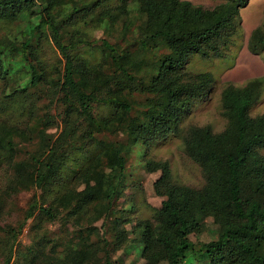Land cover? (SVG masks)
Segmentation results:
<instances>
[{
    "label": "trees",
    "instance_id": "1",
    "mask_svg": "<svg viewBox=\"0 0 264 264\" xmlns=\"http://www.w3.org/2000/svg\"><path fill=\"white\" fill-rule=\"evenodd\" d=\"M82 1L0 0L2 95L10 103L26 104L23 120L0 116L4 193L40 190V203L46 206L39 203L36 209L42 216L52 220L62 210L78 226L76 242L55 254H42V247L17 251L10 263L11 243L3 264H120L109 254L110 244L113 251L124 244L125 249L139 246L142 264H264V114L248 112L261 93L260 77L240 86L223 85L219 101L225 125L220 131L209 125L186 128L182 150L203 172L200 187L171 180L165 160H146V171L158 169L168 179L167 195L151 219L120 229L127 220L113 208L134 144L148 145L177 132L191 106L211 87L208 72L186 73L181 66L192 54L219 56L238 28L239 9L247 0H224L212 7L187 0H119L112 7L103 5L106 0ZM78 11L84 12L82 21L92 13L114 37L100 40L99 60L91 65L75 55L80 43L91 42L69 24ZM42 38L63 59L58 78L39 61ZM246 47L251 53L264 50V24L249 32ZM75 62L83 65L81 73L72 71ZM133 91L146 95L142 103L131 98ZM42 100L48 105L42 102L40 112ZM51 105L62 108L57 135L45 132L56 126ZM98 105L111 112L97 115ZM38 128L42 133H35ZM88 146L95 153L66 184L63 166L73 149ZM207 214L214 236L193 242L191 225ZM90 216L108 220L112 240L100 246L91 241L90 227L80 225ZM17 233L8 229L12 239Z\"/></svg>",
    "mask_w": 264,
    "mask_h": 264
},
{
    "label": "rangeland",
    "instance_id": "2",
    "mask_svg": "<svg viewBox=\"0 0 264 264\" xmlns=\"http://www.w3.org/2000/svg\"><path fill=\"white\" fill-rule=\"evenodd\" d=\"M83 1L90 3L93 0ZM187 1L203 7H212L224 0ZM118 3L119 0H106L103 5L112 7ZM99 8L98 6L95 9L98 10ZM83 14L82 11L76 12L75 18L69 24L74 30L84 34L81 36L83 39L91 41L90 44L80 43L75 51V55H78L85 65H91L99 60L100 40L103 38L112 40L114 37L109 36L102 25H98L92 13L88 14V18L85 19L87 21H82ZM262 24H264V0H247L246 4L239 9L238 28L228 43L221 48V54L215 57H202L198 54H192L181 66V71L186 73L208 72L212 76L211 87L205 97L191 106L189 112L179 123L177 132L169 134L157 142L148 145L136 143L132 147L126 158L123 188L120 196L113 204V208L127 220L119 224L120 229L129 230L130 226L137 220L151 219L154 209L167 195V176L158 169L146 171L144 161L165 160L170 170V178L174 182L195 188L203 184V172L197 163L184 154L181 138L190 125H209L214 132L223 128L225 118L221 115L219 93L225 83L230 82L235 86H240L251 78L260 77L263 80L261 93L248 112L250 116L264 114V50L251 53L246 47L249 32ZM92 40L94 41L92 42ZM37 56L48 73L53 74L56 78L60 76L63 59L50 40L42 38L39 42ZM82 69L83 65L80 62L72 64L74 73H81ZM3 89V83L0 82V116L10 115L18 118L19 121L23 120L26 117V104L21 103V106H18L17 103L8 102L7 98L2 95ZM145 97V94L138 91L131 93V98L137 103H142ZM42 102L48 105L46 100H42L40 112L45 109L42 107ZM48 111L53 116L56 126L45 129V132L57 135L62 127V108L59 105H51ZM110 112L111 109L107 106L98 105L95 107L97 115L104 116ZM30 124L34 125L33 120H30ZM35 133H42V129L38 128ZM28 149L31 147L29 146ZM95 151L93 146H88L83 150L73 149L68 162L62 168V176L66 177V184L69 176L74 175L79 168L81 169L87 164ZM261 152L264 153V149ZM6 180V174L0 171V264H3L11 243L13 252L10 263L16 261L17 251L34 250L42 247V254H55L57 251H61L66 244L76 242L77 237H74V232L78 226L72 218L66 217L62 210H57V218L47 220L36 209V206L41 202L40 190L30 188L5 194ZM77 187L78 189L81 188L78 185ZM85 190L88 188L85 187ZM32 203H35L34 208L31 207ZM40 204L42 207L46 206L45 202ZM30 211L32 214L28 216ZM101 222V219L92 220V216L80 221L81 226L90 227L92 232L90 239L98 246L104 240L113 239L110 234L111 224L108 220ZM10 228L14 232L18 231L13 239L8 234ZM214 230L215 225L211 223V218L207 214L200 224L191 225L189 237L197 243L207 241L214 236ZM131 236L132 234L129 233L127 238ZM123 246L113 251L112 245H108V252L113 259H117L120 264L143 263V259L138 254L139 246H134L133 249L130 247L125 249ZM38 258H42V256L39 255ZM187 264L196 263L191 260Z\"/></svg>",
    "mask_w": 264,
    "mask_h": 264
}]
</instances>
